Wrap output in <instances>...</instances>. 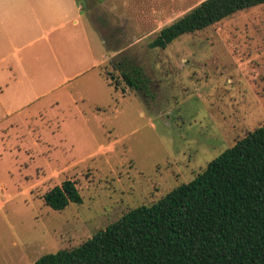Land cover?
I'll return each mask as SVG.
<instances>
[{
    "label": "rangeland",
    "instance_id": "obj_1",
    "mask_svg": "<svg viewBox=\"0 0 264 264\" xmlns=\"http://www.w3.org/2000/svg\"><path fill=\"white\" fill-rule=\"evenodd\" d=\"M43 1L31 12L27 0H0V41L1 32L6 40L14 32L10 45L20 46L24 35L37 57L49 43L58 59L86 60L87 42L99 66L0 124V264H33L80 245L128 210L192 181L264 124V5L161 50L148 43L204 0H73L82 7L78 26L58 30L63 0ZM40 23L55 30L33 42ZM73 31L79 35L64 39ZM50 59L39 57L38 67ZM127 63L141 69L148 92L125 85ZM26 74L34 85L35 75ZM65 180L82 202L53 211L42 197Z\"/></svg>",
    "mask_w": 264,
    "mask_h": 264
},
{
    "label": "trees",
    "instance_id": "obj_2",
    "mask_svg": "<svg viewBox=\"0 0 264 264\" xmlns=\"http://www.w3.org/2000/svg\"><path fill=\"white\" fill-rule=\"evenodd\" d=\"M261 5L264 0H204L160 29L148 47L164 50L183 35ZM141 72L127 63L121 77L127 87L148 92ZM42 199L57 212L82 202L71 180ZM33 264H264V124L192 181L128 210L80 245L42 255Z\"/></svg>",
    "mask_w": 264,
    "mask_h": 264
},
{
    "label": "crops",
    "instance_id": "obj_3",
    "mask_svg": "<svg viewBox=\"0 0 264 264\" xmlns=\"http://www.w3.org/2000/svg\"><path fill=\"white\" fill-rule=\"evenodd\" d=\"M43 4V0H27V6L31 12H35L34 8L41 7ZM58 5H62V13H60L64 21L63 23H59L54 28L56 30L61 29L65 22L72 23V26L77 28V16L80 15L82 10L79 3L77 2L75 5L73 0H63V2H60ZM3 14L4 13L0 12V30L4 25ZM11 22V24H15V21ZM9 23L10 21L8 22V25ZM40 25L43 29V33L41 36L38 35L33 42H39L40 39L47 40L46 37L48 31L50 32L55 30L51 29L46 31L41 23ZM26 27H28V25H26ZM3 30H5V28H3ZM1 33L3 34L4 41H0V124L3 121H5L4 123L13 122L14 118L11 120L10 118L15 116V114L22 113L27 110L28 106L30 107V105L41 98H48L54 94L58 95L59 91L66 86L67 82L83 76L99 66H97V59L93 58L91 55L90 47L87 42H85L83 46L81 44V48H83L88 53L87 56L90 57L87 60L85 55H83L81 59L80 56H73L70 51L69 54L72 56H63V58L58 59L57 48L55 49V47L50 46L48 43L47 47L50 51L47 50V54L51 57V59L47 63L44 62V66L39 68V57H47L45 52L42 56L37 57L33 55L30 50H28L31 43L27 44V47L24 44V35L20 34V41L22 42L20 46L16 47L10 45L12 38L17 39L14 32H12V38H7V40L5 32ZM76 35H79L76 31L75 33L74 31L67 32L64 39H72ZM67 47L68 49L71 47L69 42ZM21 51L24 52L20 55L19 53ZM99 62H102V59L99 60ZM82 64L84 66L83 68L80 67ZM38 68L42 69V71L40 72ZM25 72L29 75H35L36 83H34V85L30 83L31 80L29 81V77ZM49 81L52 83L49 88L45 89L44 87H41L45 82ZM34 86L36 88H34ZM39 86L41 89H37ZM31 97L33 99H31ZM56 103L58 104V101H56ZM0 187L2 186L0 185Z\"/></svg>",
    "mask_w": 264,
    "mask_h": 264
}]
</instances>
